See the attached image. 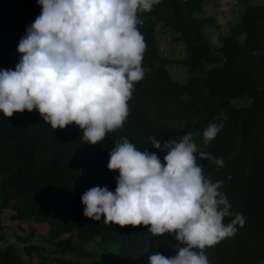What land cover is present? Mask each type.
Instances as JSON below:
<instances>
[{"label": "trees", "instance_id": "obj_1", "mask_svg": "<svg viewBox=\"0 0 264 264\" xmlns=\"http://www.w3.org/2000/svg\"><path fill=\"white\" fill-rule=\"evenodd\" d=\"M248 0H241V4ZM244 6L241 16L220 34L210 36L214 17L203 15L206 0H160L151 12L142 13L138 26L147 42L142 66L144 78L135 85L130 114L122 129L102 143L91 145L74 123L52 129L37 110L0 112V213L14 211L10 219L26 224L23 244L9 243L0 217V264H149L148 256L176 254L173 235L153 236L145 226L120 227L83 215V193L94 186L115 191L118 171L107 168L109 153L124 136L141 151L166 154L150 144L193 132L197 163L206 177L222 181L219 189L230 204L231 216L241 213L243 227L233 237L206 248L210 264H264V1ZM38 0H0V69H15L21 54L20 39L41 13ZM169 29L185 44V56L163 55L159 30ZM180 65L187 78L178 80L170 66ZM192 75L202 76L200 82ZM210 123L223 128L209 144L203 131ZM200 152L223 158L218 168ZM33 223L50 226L45 241L49 249L33 242ZM98 238L112 241V252L103 258ZM39 253L33 260V251Z\"/></svg>", "mask_w": 264, "mask_h": 264}, {"label": "clouds", "instance_id": "obj_2", "mask_svg": "<svg viewBox=\"0 0 264 264\" xmlns=\"http://www.w3.org/2000/svg\"><path fill=\"white\" fill-rule=\"evenodd\" d=\"M160 0H38L41 13L20 39L21 54L15 69H0V112L37 110L52 129L75 124L85 143H102L122 129L130 114L135 85L145 75L142 61L147 50L139 30L142 13ZM222 124L210 123L203 131L207 145ZM193 132L179 141L149 137L164 151H141L120 137L109 153L107 168L118 171L115 191L107 186L86 190L83 215L120 227L145 226L153 236L173 235L176 254L155 252L149 264H210L206 248L233 237L245 219H234L222 181L206 177L197 163ZM218 168L223 158L200 152Z\"/></svg>", "mask_w": 264, "mask_h": 264}, {"label": "rangeland", "instance_id": "obj_3", "mask_svg": "<svg viewBox=\"0 0 264 264\" xmlns=\"http://www.w3.org/2000/svg\"><path fill=\"white\" fill-rule=\"evenodd\" d=\"M253 1L263 2L264 0ZM251 3V0L244 2V5L241 4V0H206L202 14L205 16L214 17L215 19L216 28L211 27L209 31L214 44H219V36L221 32L227 33L226 30L229 28V26L233 25L241 16L244 6ZM158 36L160 50L163 55L173 58H182L185 56V44L177 40L175 38L176 34H174L171 30L161 29L159 30ZM170 70L178 80H185L187 78V74L185 73L184 69L178 64L171 65ZM192 78L201 82L204 79V75H192ZM13 213L14 211H12L11 209H4L1 211L0 217L6 226L8 242L14 244L16 243L18 244V246H23V244L17 240V235H27L30 230L26 224H22V227H20L21 225H19L18 221L11 220L10 216ZM33 225L36 229V236L34 237L33 242L37 245L42 246L43 248L49 249V244L45 241L44 238V235L47 234L50 229L49 224L33 223ZM96 242L98 243L100 248L99 253L102 254L103 258L111 254H113V257H115L116 254L112 252V241H101V239L98 238L93 243H89L88 247H90L91 249L98 247ZM5 245V243H1L0 247L5 248ZM32 254L34 255L33 260L36 262L38 260L39 253L35 250Z\"/></svg>", "mask_w": 264, "mask_h": 264}]
</instances>
